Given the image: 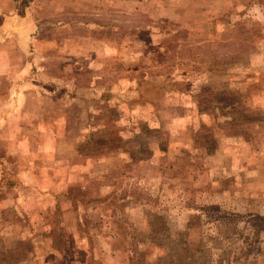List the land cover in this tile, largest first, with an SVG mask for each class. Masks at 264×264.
<instances>
[{"label":"rangeland","instance_id":"obj_1","mask_svg":"<svg viewBox=\"0 0 264 264\" xmlns=\"http://www.w3.org/2000/svg\"><path fill=\"white\" fill-rule=\"evenodd\" d=\"M3 13L0 34L17 33L0 36V264H264V0ZM69 32V53L95 62V39L114 44L99 98L34 89L51 75L34 43L48 56ZM69 73L84 85L93 68Z\"/></svg>","mask_w":264,"mask_h":264},{"label":"crops","instance_id":"obj_2","mask_svg":"<svg viewBox=\"0 0 264 264\" xmlns=\"http://www.w3.org/2000/svg\"><path fill=\"white\" fill-rule=\"evenodd\" d=\"M40 1H42V0H40ZM33 5L35 6V2ZM33 17H34L33 18L34 23H42V20L40 18H38L39 17V11L36 12V10H35ZM21 19L23 20V17ZM4 20L5 21L10 20V16H8L6 13H3L0 16V21L3 22ZM15 20L19 21V18L17 17V18H15ZM86 25L87 24H85V26ZM54 28H56V27H51L50 29L53 30ZM62 31L65 33L67 32V30L65 28H63ZM38 32H40V31L38 30ZM72 32H69V37H67V36L61 37L60 39L55 40V44L48 45L47 46V48L49 49L48 56H45L43 54V53H47V51H45L46 47L44 44L34 43L33 47L35 49V52L37 51V53H39V55H40V57H39L40 63H35L34 66L35 67L37 66L38 68L42 67V65L49 66L48 68L50 69V72H51L49 79L48 78H41V80H39L38 82L35 79L33 84H38L39 87L34 85V86H36L34 89L40 90V91H42V93L48 94L50 96L57 93L56 89H61V88L65 89L66 88L65 90L67 93L73 92L76 89L77 91H81L83 94V95H78L79 98H82V99L88 98L89 93H93V92L96 94L97 98H99L100 92L102 90H104V88H105L104 86L107 83H114L115 80H114V78H111L110 81H107L105 78H103L101 75H99V73L97 72L96 69L98 67L97 65L99 63L100 58H97V57L102 56V58L108 59L109 56H111V54H112V56H113V54H116L114 49H111L110 47H108L106 49L107 42H108L109 46L114 45V44L111 42V40L107 41L105 44L102 40H99V39L96 40L95 39L94 41H96V44H99L98 47L100 50V51H96V53H94L95 55H97V57H95L96 58V62H95V60H90L88 58V56H90V55L88 54L87 51H82V52H78V53H74V54L69 53V51L71 50L72 47L70 46V48H69V46H67V45L71 44V40L74 37V35L71 34ZM15 33H17V32H13V33L3 32L0 34V36L2 35L4 37V39H8L7 37H10V36L12 37L15 35ZM55 33H57V32H55ZM52 35L59 38L58 34H52ZM86 39H87V37L84 38V35H81V40L83 42ZM82 43H81V45H82ZM101 44L103 46L102 50L100 48ZM87 50H89V49H87ZM97 52H100V53L98 54ZM35 55L36 54L34 53V56ZM85 61H87V62H85ZM57 66L60 69H57L58 68ZM90 66L93 68V74L90 78H88V83H86L84 85L81 83V80L75 79L76 80V82H75V80L72 78V75L69 73L70 69H73V68L87 69V68H90ZM14 88H18V85L15 86ZM13 89H12V91H13ZM17 93H19V92H17V90L15 89V93L13 92V95L16 96V99H17ZM25 95H26V93H23L19 97H23V99H24Z\"/></svg>","mask_w":264,"mask_h":264},{"label":"trees","instance_id":"obj_3","mask_svg":"<svg viewBox=\"0 0 264 264\" xmlns=\"http://www.w3.org/2000/svg\"><path fill=\"white\" fill-rule=\"evenodd\" d=\"M206 141H207V145L205 147L206 153L211 154L215 150V144H216L215 139L208 135L206 137ZM82 146L84 147V145H81V149H82ZM65 244H68V242H65Z\"/></svg>","mask_w":264,"mask_h":264}]
</instances>
